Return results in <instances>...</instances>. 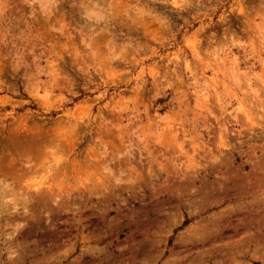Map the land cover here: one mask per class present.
Returning <instances> with one entry per match:
<instances>
[{"label":"rangeland","instance_id":"374dc122","mask_svg":"<svg viewBox=\"0 0 264 264\" xmlns=\"http://www.w3.org/2000/svg\"><path fill=\"white\" fill-rule=\"evenodd\" d=\"M0 264H264V0H0Z\"/></svg>","mask_w":264,"mask_h":264}]
</instances>
